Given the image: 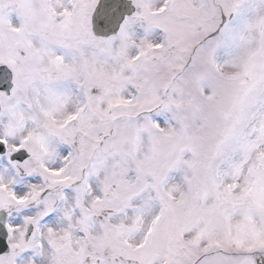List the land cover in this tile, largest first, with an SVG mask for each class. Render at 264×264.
I'll list each match as a JSON object with an SVG mask.
<instances>
[{
    "label": "snow or ice",
    "instance_id": "obj_1",
    "mask_svg": "<svg viewBox=\"0 0 264 264\" xmlns=\"http://www.w3.org/2000/svg\"><path fill=\"white\" fill-rule=\"evenodd\" d=\"M0 264H264V0H0Z\"/></svg>",
    "mask_w": 264,
    "mask_h": 264
}]
</instances>
